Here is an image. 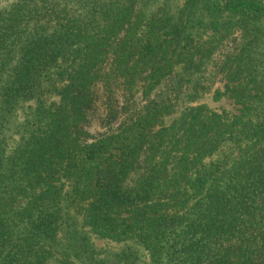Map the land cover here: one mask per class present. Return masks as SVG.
<instances>
[{
	"label": "trees",
	"instance_id": "trees-1",
	"mask_svg": "<svg viewBox=\"0 0 264 264\" xmlns=\"http://www.w3.org/2000/svg\"><path fill=\"white\" fill-rule=\"evenodd\" d=\"M91 234L264 264V0H0V264L138 263Z\"/></svg>",
	"mask_w": 264,
	"mask_h": 264
},
{
	"label": "rangeland",
	"instance_id": "rangeland-1",
	"mask_svg": "<svg viewBox=\"0 0 264 264\" xmlns=\"http://www.w3.org/2000/svg\"><path fill=\"white\" fill-rule=\"evenodd\" d=\"M3 4L5 3V1H1ZM212 90L208 93H206L203 97H201L199 100H196L193 103H205L207 104L209 107L213 108V109H217L220 110L221 108H226L229 110H234L233 104L231 102V100L227 99V98H221L220 100H214L212 97V93H213V89L215 87H222V82L215 80V82L212 85ZM88 129L91 132H97L102 130V128L100 127V125L98 124L97 119H92L90 125L88 126ZM14 137L12 136L11 138H16L17 135L13 134ZM11 138L9 139L11 141ZM91 241L94 244V246L96 248H98L99 250H101L102 254H106V255H111L114 252H117L123 248H125L127 245H133L139 253V260L137 264H150L149 259L147 254L145 253V251L140 247L135 245L134 243L127 241V242H115V241H110V240H106V239H100L97 236H95L94 234H91Z\"/></svg>",
	"mask_w": 264,
	"mask_h": 264
}]
</instances>
